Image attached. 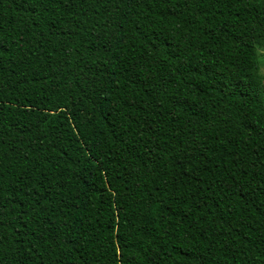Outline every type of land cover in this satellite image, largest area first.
<instances>
[{
  "label": "trees",
  "instance_id": "trees-1",
  "mask_svg": "<svg viewBox=\"0 0 264 264\" xmlns=\"http://www.w3.org/2000/svg\"><path fill=\"white\" fill-rule=\"evenodd\" d=\"M261 47L264 0H0V264H264Z\"/></svg>",
  "mask_w": 264,
  "mask_h": 264
},
{
  "label": "rangeland",
  "instance_id": "rangeland-1",
  "mask_svg": "<svg viewBox=\"0 0 264 264\" xmlns=\"http://www.w3.org/2000/svg\"><path fill=\"white\" fill-rule=\"evenodd\" d=\"M257 54H258L259 72L262 76V80L264 81V47L258 48ZM262 163L264 165V158L262 160Z\"/></svg>",
  "mask_w": 264,
  "mask_h": 264
},
{
  "label": "snow or ice",
  "instance_id": "snow-or-ice-1",
  "mask_svg": "<svg viewBox=\"0 0 264 264\" xmlns=\"http://www.w3.org/2000/svg\"><path fill=\"white\" fill-rule=\"evenodd\" d=\"M256 83H259L260 89L262 91H264V84H261V82H257V81H254V80L249 81L248 84H244L243 82H241V85L240 86L243 87L245 89V91H250V92L255 93L256 88L254 87V85ZM177 102H179V101H177Z\"/></svg>",
  "mask_w": 264,
  "mask_h": 264
},
{
  "label": "clouds",
  "instance_id": "clouds-1",
  "mask_svg": "<svg viewBox=\"0 0 264 264\" xmlns=\"http://www.w3.org/2000/svg\"><path fill=\"white\" fill-rule=\"evenodd\" d=\"M261 84H264V81H261Z\"/></svg>",
  "mask_w": 264,
  "mask_h": 264
}]
</instances>
